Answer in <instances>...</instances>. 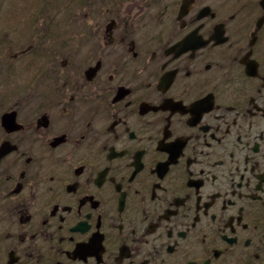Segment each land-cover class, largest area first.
Instances as JSON below:
<instances>
[{"label": "flooded vegetation", "instance_id": "flooded-vegetation-1", "mask_svg": "<svg viewBox=\"0 0 264 264\" xmlns=\"http://www.w3.org/2000/svg\"><path fill=\"white\" fill-rule=\"evenodd\" d=\"M20 2L0 264H264V0Z\"/></svg>", "mask_w": 264, "mask_h": 264}, {"label": "rangeland", "instance_id": "rangeland-1", "mask_svg": "<svg viewBox=\"0 0 264 264\" xmlns=\"http://www.w3.org/2000/svg\"><path fill=\"white\" fill-rule=\"evenodd\" d=\"M21 1V2H20ZM26 1H28V2H33V3H35V2H39L40 0H6V2L7 3H24V2H26ZM42 2H44L45 0H41ZM49 1H52V2H56V0H49ZM59 2H62V0H58ZM103 1V0H102ZM58 2V3H59ZM19 5V4H18ZM11 6H14V7H11ZM16 7L17 6H15V5H7L6 6V10L7 11H9V12H11V13H14V12H16ZM20 10H17V12H19Z\"/></svg>", "mask_w": 264, "mask_h": 264}]
</instances>
